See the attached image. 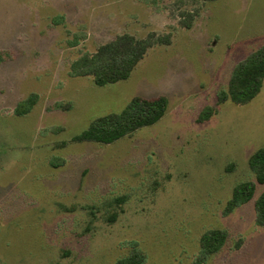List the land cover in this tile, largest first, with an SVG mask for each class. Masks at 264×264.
<instances>
[{
  "label": "rangeland",
  "instance_id": "1",
  "mask_svg": "<svg viewBox=\"0 0 264 264\" xmlns=\"http://www.w3.org/2000/svg\"><path fill=\"white\" fill-rule=\"evenodd\" d=\"M195 6L182 27L180 10ZM151 31H172V42L127 79L72 75L82 54ZM262 45L264 0H0V264H114L135 247L143 264H194L211 228L229 237L205 264H264L254 207L264 184L224 214L233 188L255 179L264 84L247 103L217 105L236 64ZM158 95L169 103L153 125L108 144L74 141L133 97Z\"/></svg>",
  "mask_w": 264,
  "mask_h": 264
},
{
  "label": "trees",
  "instance_id": "2",
  "mask_svg": "<svg viewBox=\"0 0 264 264\" xmlns=\"http://www.w3.org/2000/svg\"><path fill=\"white\" fill-rule=\"evenodd\" d=\"M203 4L213 0H200ZM200 7L181 9L179 23L182 27H192L200 12ZM172 31L149 32L145 37H137L127 32L118 34L113 39L100 44L94 52L79 56L71 66L74 76H91L96 85L103 86L127 79L137 64L155 45H169ZM264 84V45L252 50L234 67L228 85L218 94L217 105L231 101L241 105L252 100ZM37 96H29L18 107L19 114L28 113L35 105ZM166 95L151 98L135 96L118 113H109L96 118L88 128L74 138V141L111 143L130 135L140 128L153 125L166 113L168 108ZM63 108H67L63 105ZM215 107L208 106L203 117L212 116ZM232 167V166H231ZM230 167V168H231ZM249 167L255 175L254 180H247L236 185L224 208V214L231 213L236 207L253 199L258 184H264V147L258 148L249 158ZM229 168V167H228ZM256 223L264 226V189L254 201ZM228 232L222 228H211L203 232L199 239L200 250L194 264H205L210 256L217 253L227 242ZM242 240L239 239L236 248ZM146 254L133 248L127 255L118 258L114 264H143Z\"/></svg>",
  "mask_w": 264,
  "mask_h": 264
}]
</instances>
